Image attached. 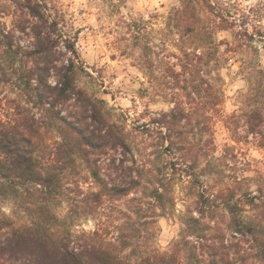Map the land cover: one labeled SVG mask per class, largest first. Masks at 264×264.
<instances>
[{
  "label": "trees",
  "instance_id": "obj_1",
  "mask_svg": "<svg viewBox=\"0 0 264 264\" xmlns=\"http://www.w3.org/2000/svg\"><path fill=\"white\" fill-rule=\"evenodd\" d=\"M212 9L211 0H179L173 26L186 35L226 29V18ZM2 14L0 201L9 200L11 208L0 207V264H264V174L218 178L209 162L198 165L207 150L182 141L194 116H202L203 137L212 131L209 121L223 115V80L209 55L181 50L178 62L170 63L172 107L152 123L174 156L163 164L156 158L139 162L126 127L112 121L104 100L78 85L85 64L47 5L16 0L10 26ZM210 14L212 25H205ZM183 81L188 84L180 86ZM253 107L249 132L259 134L263 116L261 107ZM48 133L56 138L47 140ZM250 180L260 194L245 188ZM177 190L190 203L178 238L160 252L149 245V225L175 208ZM122 199L138 221L115 238L102 223L89 232L72 230L77 217ZM65 202L69 210L62 216Z\"/></svg>",
  "mask_w": 264,
  "mask_h": 264
},
{
  "label": "rangeland",
  "instance_id": "obj_2",
  "mask_svg": "<svg viewBox=\"0 0 264 264\" xmlns=\"http://www.w3.org/2000/svg\"><path fill=\"white\" fill-rule=\"evenodd\" d=\"M15 1L0 0V12L6 13H0L2 20L9 26ZM41 1L59 21L60 29L76 42L87 70L79 75L78 85L91 96L104 100L106 108L112 111V121L126 127L136 160L156 158L161 164L172 160L174 147H167L169 142L157 133L152 118L172 107L168 87V82L173 81L170 63H177V56L181 57L184 50L197 51L205 52L206 58L209 55L210 65L222 77L223 115L214 114L208 123L212 131L203 137L202 116H194L184 128L188 134L182 141L207 150L209 156L200 157L198 165L204 167L209 162L218 178L231 182L264 174V96L261 93L264 74L259 72L264 67V0H211L212 10L226 18L223 22L226 29L211 27V31L189 35L180 32L171 20L179 0ZM212 18V14L206 16L205 25L211 26ZM186 84L183 81L180 86ZM5 90L11 95L8 88ZM187 90L182 94L187 96ZM254 104L261 107L262 134L249 132L251 127L247 122ZM46 137L53 140L56 134L48 133ZM207 138L214 145L206 142ZM156 150L163 152L156 157ZM245 188L252 194H260L257 181L250 180ZM262 188L264 192V185ZM189 200L177 190L175 208L149 225L151 247L160 252L171 248L183 227L182 218ZM130 206L127 199L107 201L99 212L77 217L72 230L89 232L102 223L103 229L112 232L109 237L115 238L121 227L127 230L128 223L138 221ZM0 207L8 213L11 203L1 200ZM68 210L69 204L65 202L60 208L61 215ZM153 211L149 214H155Z\"/></svg>",
  "mask_w": 264,
  "mask_h": 264
}]
</instances>
